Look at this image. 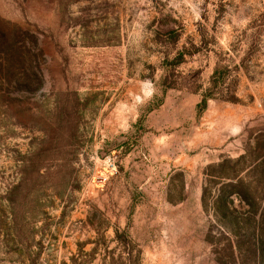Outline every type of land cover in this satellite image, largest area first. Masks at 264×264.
<instances>
[{"label": "rangeland", "instance_id": "1", "mask_svg": "<svg viewBox=\"0 0 264 264\" xmlns=\"http://www.w3.org/2000/svg\"><path fill=\"white\" fill-rule=\"evenodd\" d=\"M0 264H264V0H0Z\"/></svg>", "mask_w": 264, "mask_h": 264}]
</instances>
